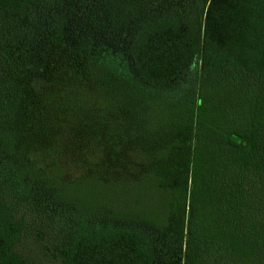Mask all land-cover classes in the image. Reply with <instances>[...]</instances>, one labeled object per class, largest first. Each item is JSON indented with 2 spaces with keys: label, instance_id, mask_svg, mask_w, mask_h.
Segmentation results:
<instances>
[{
  "label": "trees",
  "instance_id": "1",
  "mask_svg": "<svg viewBox=\"0 0 264 264\" xmlns=\"http://www.w3.org/2000/svg\"><path fill=\"white\" fill-rule=\"evenodd\" d=\"M0 264H264V0H0Z\"/></svg>",
  "mask_w": 264,
  "mask_h": 264
},
{
  "label": "rangeland",
  "instance_id": "2",
  "mask_svg": "<svg viewBox=\"0 0 264 264\" xmlns=\"http://www.w3.org/2000/svg\"><path fill=\"white\" fill-rule=\"evenodd\" d=\"M34 250H35V253L37 254L38 259L40 260L41 255H40V249H39V246L34 247ZM46 259H47V258H46ZM46 259H45V260H46Z\"/></svg>",
  "mask_w": 264,
  "mask_h": 264
}]
</instances>
